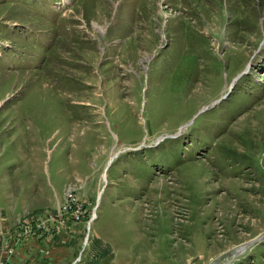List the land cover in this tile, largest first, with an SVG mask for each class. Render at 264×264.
I'll return each mask as SVG.
<instances>
[{
    "label": "rangeland",
    "instance_id": "374dc122",
    "mask_svg": "<svg viewBox=\"0 0 264 264\" xmlns=\"http://www.w3.org/2000/svg\"><path fill=\"white\" fill-rule=\"evenodd\" d=\"M0 264H264V0H0Z\"/></svg>",
    "mask_w": 264,
    "mask_h": 264
}]
</instances>
